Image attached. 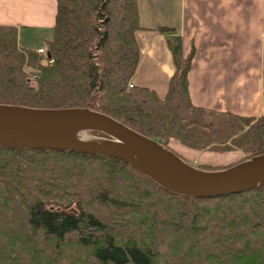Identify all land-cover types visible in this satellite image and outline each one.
<instances>
[{
    "label": "trees",
    "instance_id": "obj_1",
    "mask_svg": "<svg viewBox=\"0 0 264 264\" xmlns=\"http://www.w3.org/2000/svg\"><path fill=\"white\" fill-rule=\"evenodd\" d=\"M138 0H56L51 36L23 47L0 24V104L86 107L178 148L264 153V114L194 105L176 27L167 92L129 87L139 60ZM194 166V165H193ZM0 264H264V186L210 198L168 191L125 162L82 152L0 147Z\"/></svg>",
    "mask_w": 264,
    "mask_h": 264
},
{
    "label": "crops",
    "instance_id": "obj_2",
    "mask_svg": "<svg viewBox=\"0 0 264 264\" xmlns=\"http://www.w3.org/2000/svg\"><path fill=\"white\" fill-rule=\"evenodd\" d=\"M138 0L140 51L131 83L157 96L167 92L173 74L166 35L157 26L176 27L183 51L193 47L188 72L191 102L243 116L264 114V0ZM56 0H0V24L26 31H51Z\"/></svg>",
    "mask_w": 264,
    "mask_h": 264
},
{
    "label": "water",
    "instance_id": "obj_3",
    "mask_svg": "<svg viewBox=\"0 0 264 264\" xmlns=\"http://www.w3.org/2000/svg\"><path fill=\"white\" fill-rule=\"evenodd\" d=\"M95 131L101 143L77 139ZM0 147L53 149L119 159L164 189L196 198L264 186V153L235 165L204 170L120 121L86 107L33 108L0 104Z\"/></svg>",
    "mask_w": 264,
    "mask_h": 264
},
{
    "label": "rangeland",
    "instance_id": "obj_4",
    "mask_svg": "<svg viewBox=\"0 0 264 264\" xmlns=\"http://www.w3.org/2000/svg\"><path fill=\"white\" fill-rule=\"evenodd\" d=\"M160 1V0H156ZM143 2H145L143 0ZM168 3L170 4L171 10L176 9V0H168ZM51 36V31H36V33H32L30 31H26L23 34V38L21 40L18 39L19 44L23 47H28V48H38L42 44V39L44 38H49ZM86 135L90 138H105L103 134L95 131H87ZM178 148L184 152L186 155L190 157V160L193 161V165L198 164H211V165H217V164H226L227 162L233 160L238 156L237 151H232L228 153H216V152H211V151H201L198 153H194L191 150H188L184 148L181 145H177Z\"/></svg>",
    "mask_w": 264,
    "mask_h": 264
},
{
    "label": "bare ground",
    "instance_id": "obj_5",
    "mask_svg": "<svg viewBox=\"0 0 264 264\" xmlns=\"http://www.w3.org/2000/svg\"><path fill=\"white\" fill-rule=\"evenodd\" d=\"M76 137L79 140L82 141H89V142H96V143H101V141L99 139H95V138H90L88 137L85 133H76Z\"/></svg>",
    "mask_w": 264,
    "mask_h": 264
},
{
    "label": "built area",
    "instance_id": "obj_6",
    "mask_svg": "<svg viewBox=\"0 0 264 264\" xmlns=\"http://www.w3.org/2000/svg\"><path fill=\"white\" fill-rule=\"evenodd\" d=\"M37 51H38L39 53H43V52H44L43 49H41V48H38ZM132 86H133V84H129V87H132Z\"/></svg>",
    "mask_w": 264,
    "mask_h": 264
}]
</instances>
